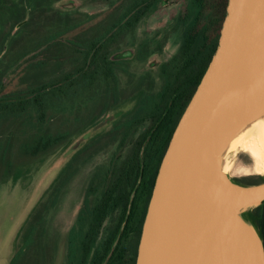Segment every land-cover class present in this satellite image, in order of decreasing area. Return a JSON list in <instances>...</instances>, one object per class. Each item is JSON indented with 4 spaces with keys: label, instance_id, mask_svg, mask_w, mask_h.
<instances>
[{
    "label": "rangeland",
    "instance_id": "374dc122",
    "mask_svg": "<svg viewBox=\"0 0 264 264\" xmlns=\"http://www.w3.org/2000/svg\"><path fill=\"white\" fill-rule=\"evenodd\" d=\"M49 1L0 0V98L25 94L74 73L82 65L81 57L88 44L105 34L129 2L87 0L69 13H48L40 8ZM188 1L169 0L146 16L132 34H125L117 43L106 41L103 48L109 47L110 54L134 49L145 36L161 31L166 40L155 58H170L178 51L185 33L183 25H174V18L185 12ZM127 62L120 67L128 73L141 71L144 65ZM126 83L122 81L120 87L125 88ZM102 87L97 78L89 87L76 86L69 92L73 97H48L42 113L34 106L15 115L0 113V254L7 259L13 246L14 264H62L66 232L82 208L86 189L90 186L85 204L88 210L106 186L104 175L113 169L108 182L114 180L130 143L142 129L141 126L131 133L120 150V136L94 141L50 182L52 177L46 174L53 159L63 155L72 137L97 122L101 98L92 90ZM124 91L128 95L129 87ZM47 136L61 139L49 149L30 155L27 149ZM230 175L259 176L253 171L252 159L239 149L231 159ZM119 213L117 209L107 216L97 242L115 224Z\"/></svg>",
    "mask_w": 264,
    "mask_h": 264
},
{
    "label": "water",
    "instance_id": "95a60500",
    "mask_svg": "<svg viewBox=\"0 0 264 264\" xmlns=\"http://www.w3.org/2000/svg\"><path fill=\"white\" fill-rule=\"evenodd\" d=\"M254 127L264 150V0H227L216 48L159 162L134 264H264L248 216L264 200V175L253 184L230 175L234 146Z\"/></svg>",
    "mask_w": 264,
    "mask_h": 264
},
{
    "label": "trees",
    "instance_id": "16d2710c",
    "mask_svg": "<svg viewBox=\"0 0 264 264\" xmlns=\"http://www.w3.org/2000/svg\"><path fill=\"white\" fill-rule=\"evenodd\" d=\"M168 1L148 0L149 5L144 6L140 4L139 0H134L129 9L137 11V14L124 13L118 22L114 23L123 26V30L118 28L119 34L134 27L141 15L155 11ZM226 3L227 0L188 1L186 10L190 17L187 15L184 20L187 22L185 24L187 27L178 54L182 61L179 76L183 84V102L175 114L174 126L167 127L165 132L159 127L152 129L153 140H148L147 144H143L142 141L134 147L132 154L122 160L114 180L108 182L113 169L107 172L104 175L107 181L106 186L88 210L85 209V204L87 196L91 194L90 186L86 189L82 199V208L76 214L75 224L69 231L68 258L70 263L77 257L76 252L81 250L83 258L89 260L90 264H123L126 257L128 264H134L141 224L159 162L176 122L216 48ZM181 25L185 26L183 23ZM98 40L100 38L92 41L86 48L89 51L85 54L86 59H89L86 65H81L74 73L65 75L55 82H46L31 88L25 94L0 98V113L6 112L8 115H15L22 113L29 106H34L41 112L44 111V103L48 97H73L69 92H73L76 86L89 87L101 73L105 72V66L109 64L105 60V53L101 55L102 62L97 61L96 51L98 48H95V43ZM115 40L116 37L103 38L104 43ZM99 65L103 67V70L99 69ZM187 81L189 82L188 86H186ZM147 132L149 133V131ZM147 135L145 134L144 138ZM60 139L61 136L39 138L27 149L28 153L36 155L49 149ZM121 146L122 144H120ZM235 180L239 183L253 184L260 182L262 178L248 176ZM117 209L120 213L116 224L109 230L100 248L92 251L104 219ZM248 216L264 243V200L258 207L249 211ZM86 219L87 223H85Z\"/></svg>",
    "mask_w": 264,
    "mask_h": 264
},
{
    "label": "flooded vegetation",
    "instance_id": "af4514ba",
    "mask_svg": "<svg viewBox=\"0 0 264 264\" xmlns=\"http://www.w3.org/2000/svg\"><path fill=\"white\" fill-rule=\"evenodd\" d=\"M86 1L87 0H51L47 3H42L40 9H43L48 13H69L75 10L77 7L85 4ZM139 1L141 5H149L148 0ZM133 3L134 0H129L128 4L121 12V14H119V16L116 18L114 23H117L124 13H130L131 15L137 14V11L129 9V6ZM167 3H165L164 5H166ZM149 14L150 13L141 15V18L134 27L121 34H119V29L123 30V26H119L113 23L104 35H100L101 41L98 40L95 43V48H98V50L96 51V55L98 54L97 61L101 63L103 59L101 55L105 53V60L109 63L105 66V72L101 73L98 77L100 83L103 84V87L100 89L98 88L92 90L96 96H99L101 98V103L97 106L98 110L96 115V117L99 118L93 125L82 129L79 133L72 137L65 144L62 152L63 155H59L58 157L53 159L52 165L49 166L50 168H53V174L50 182L54 180V178L60 172H62L63 168L68 166L78 154H81L82 152L87 150L94 141L97 142L105 136L109 137V139L117 138L118 136H120L117 142V147L122 144V146L119 147L120 150L122 149V147H124L125 139H128L131 133L142 126L141 131L136 135V137L128 147L126 153L127 155H129L132 154L134 147L137 146V144H139L140 142L143 141V144H147L149 143L148 140H153L151 136L152 129H156L159 127L162 128L163 132H165L167 127H171L173 125L175 114L182 106L184 93L183 84L179 76V72L181 69L180 65L182 63L180 57L178 56L180 47L178 48V51L170 58L162 61H157V58H155V56L163 49L162 41L166 40L165 37L161 35V31H156L151 36H145L138 42L134 49H120V51L118 50L110 54V52L107 51L110 48H103L102 45L105 44L103 42L104 37L108 39L116 37L115 43H117V40H119L125 34H132L136 26ZM185 17H187L186 6L185 12L181 16H177L176 18H174V25L180 26L182 23L185 25L187 23L184 21ZM184 27L186 28L187 25H185ZM48 38H50V36ZM90 44L91 42L88 45ZM88 52L89 51L86 49L83 52V55L81 57L82 65H86L89 61V59H86L85 57V54ZM126 61H128L126 64H129V62H137L138 65L139 63H144V65L141 71L128 73L125 67H120ZM98 67L99 69L101 68V70H103V67L101 65H99ZM121 70L122 72H119ZM120 74L125 75L120 76ZM122 81L127 82L126 86L129 87L128 95H125L124 91L126 86L125 88L120 87ZM188 85L189 82L187 81L186 86ZM131 86L133 88H131ZM103 109L106 110L100 114ZM146 131H149V133H146ZM145 134H148V137L146 136L144 138ZM155 141L158 142V140L156 139ZM61 160H63V162H60ZM54 172H56L55 175ZM31 211L32 208L28 212V214ZM25 220L26 219L23 220V223ZM75 221L76 216L66 232L64 249L65 251L62 264H90L89 260L83 258L81 250H78L76 252L77 257L73 261H71V263L69 261V231L75 224ZM22 224L15 234L13 245ZM101 227L99 228L92 251L100 248L101 243L105 240L109 230L112 228H107L105 235L101 237V240H99V242H97ZM18 250H16V252ZM12 252L13 246L9 250L7 259L6 257L1 256V253L0 264H14L13 261L15 256ZM123 264H128L127 257L125 258Z\"/></svg>",
    "mask_w": 264,
    "mask_h": 264
},
{
    "label": "bare ground",
    "instance_id": "6f19581e",
    "mask_svg": "<svg viewBox=\"0 0 264 264\" xmlns=\"http://www.w3.org/2000/svg\"><path fill=\"white\" fill-rule=\"evenodd\" d=\"M262 145L263 139L261 140L257 128L254 127L248 133H245L235 144L234 148L237 147L239 150L247 153L253 161V171L257 174L264 175V150L262 149Z\"/></svg>",
    "mask_w": 264,
    "mask_h": 264
}]
</instances>
